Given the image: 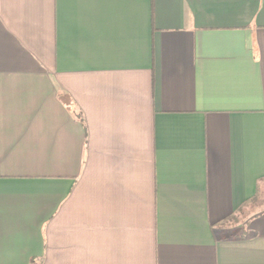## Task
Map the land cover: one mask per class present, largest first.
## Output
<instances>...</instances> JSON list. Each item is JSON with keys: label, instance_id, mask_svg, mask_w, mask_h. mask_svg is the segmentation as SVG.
Returning <instances> with one entry per match:
<instances>
[{"label": "crops", "instance_id": "crops-1", "mask_svg": "<svg viewBox=\"0 0 264 264\" xmlns=\"http://www.w3.org/2000/svg\"><path fill=\"white\" fill-rule=\"evenodd\" d=\"M0 264H264V0H0Z\"/></svg>", "mask_w": 264, "mask_h": 264}]
</instances>
